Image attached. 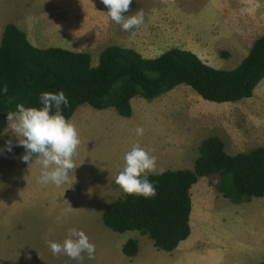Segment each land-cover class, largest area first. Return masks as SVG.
Returning a JSON list of instances; mask_svg holds the SVG:
<instances>
[{"label":"rangeland","instance_id":"374dc122","mask_svg":"<svg viewBox=\"0 0 264 264\" xmlns=\"http://www.w3.org/2000/svg\"><path fill=\"white\" fill-rule=\"evenodd\" d=\"M138 10L144 13L143 26L126 32L111 21L101 0H0V39L5 25L13 23L24 30L33 45L85 51L90 53L92 64L98 62L102 49L117 44L133 48L144 57L157 56L171 47L188 49L204 62L228 69L237 65L254 39L264 33V0H133L124 15ZM136 98L140 99L134 101L133 116L128 121L132 126L121 127L117 118L104 119L105 114L95 116L110 108L99 110L88 104L82 105L70 119L79 129L81 140L74 157L82 167L77 166L74 172L76 187L70 183L60 187L41 184V166L35 162L36 157L30 164L22 162L20 157L25 150L21 146L0 155V264H76L65 255H53L48 246L49 241L62 242L70 228L83 230L96 247L95 258L89 260L85 254L84 264H168L165 257L170 256L169 252L154 247L149 237L135 230L112 231L102 220L105 205L124 194L115 181L123 168L125 152L135 143L156 151V145L149 144L153 141L150 133L137 136V127L144 130V124L157 130L163 127L165 130L157 137L161 145L157 147L164 148L178 137L183 143L184 135L178 132L185 128L183 147L194 155L198 154L201 140L210 136H218L230 153L264 146V78L251 97L232 103L206 101L182 84L152 100ZM87 108L95 110L92 115H88ZM7 125L8 121L4 130ZM4 130L0 133V148L9 138L15 145L16 137L11 130ZM187 153L185 166L191 160ZM157 154L162 158L159 151ZM77 174H84L85 182L79 183L82 178ZM216 180V176H206L209 214L204 216L200 228V220L196 221L198 214L201 215L200 206L193 211L191 230L194 236L210 235L216 241L210 246L223 250L229 246L221 240L230 236L227 232L231 230L238 236L252 230L240 212L234 214L231 208L226 209L229 206L222 208L214 203L213 196L219 194ZM90 181L94 189L87 194ZM199 193L196 188L195 206L199 205ZM256 198L264 200V197ZM226 202L237 204L228 199ZM217 203L223 202L217 200ZM214 207L222 208L224 222L219 225L214 224L217 212L213 211H219ZM260 215L258 210L252 211L255 220ZM263 218L264 215L258 222ZM222 223L227 226L223 227ZM246 236L250 235L246 232L241 239ZM129 238L138 241V251L131 257L122 252V244ZM240 243L244 249L246 243ZM195 244L198 246L195 251L188 249L194 251L193 256L203 253L209 245L201 244L199 248ZM209 256L212 258L210 254L203 258ZM228 259H231L229 264L246 261L243 255H229ZM174 264H181L178 257L174 258Z\"/></svg>","mask_w":264,"mask_h":264},{"label":"trees","instance_id":"16d2710c","mask_svg":"<svg viewBox=\"0 0 264 264\" xmlns=\"http://www.w3.org/2000/svg\"><path fill=\"white\" fill-rule=\"evenodd\" d=\"M263 78L264 33L228 69L214 67L188 49L171 47L157 56L144 57L117 44L102 49L98 62L92 64L88 52L59 46L40 48L28 40L24 30L8 23L0 39V87H8L7 95H0V133L9 111H15L17 104L40 106L43 91L65 92L69 104L62 110L67 119L83 104L95 109L113 107L119 115L129 117L130 101L136 96L152 100L182 84L206 101L232 103L251 97ZM199 176H216L217 190L233 203L264 197V146L230 155L218 136L207 137L199 146L193 169L149 174L157 195L146 199L124 192L105 205L104 225L115 232L138 231L157 249L174 250L190 234V190ZM137 251L136 239L122 244L127 256ZM256 264H264V259Z\"/></svg>","mask_w":264,"mask_h":264},{"label":"clouds","instance_id":"9594fccd","mask_svg":"<svg viewBox=\"0 0 264 264\" xmlns=\"http://www.w3.org/2000/svg\"><path fill=\"white\" fill-rule=\"evenodd\" d=\"M101 3L107 6L111 21L119 24L126 32L139 29L145 22L142 10L124 15L133 0H101ZM7 93V85L0 87V95ZM68 104L69 99L63 90L40 93L38 107L17 104L15 111L8 112V125L4 130H11L16 137V143L14 145L11 138L6 140L4 147L0 148V155L5 151L11 153L14 146H21L25 149L20 157L22 162L30 164L35 156V162L41 166V184L51 183L60 187L69 183L70 175L74 176L78 166L74 157L81 140L77 126L63 115L62 106ZM135 133L142 136L144 128L137 127ZM123 160L124 165L116 177V184L129 195L154 198L157 191L155 184L148 178L149 174L163 175L166 171L163 167L158 168L156 156L135 143L125 152ZM48 246L53 255H65L76 264H84L85 254L89 260H93L96 255L95 245L83 230L77 228H70L62 242L49 241Z\"/></svg>","mask_w":264,"mask_h":264},{"label":"crops","instance_id":"0c3cea01","mask_svg":"<svg viewBox=\"0 0 264 264\" xmlns=\"http://www.w3.org/2000/svg\"><path fill=\"white\" fill-rule=\"evenodd\" d=\"M76 23H77V21H75V24ZM63 48H67V47H63ZM136 97H133L130 101L132 113L129 117H124L121 115L117 116V114H115V111L113 110V107H109L110 109L108 112L99 113L98 115H95V116H103V114H105V117H103L104 119L113 120V119L117 118L118 119L117 121L120 122L121 127L132 126V125L128 124V121L131 120V118L133 116L132 114H133V110H134L133 109L134 101L136 99H140V98H136ZM241 100H243V99H241ZM141 101H143V100L141 99ZM83 106H84V104H83ZM81 107H82V105L79 106L76 109V111H78ZM87 107H90V106H87ZM99 110H101V109H99ZM76 111L73 113L72 117L74 116ZM93 111H95V110L94 109L88 110V108H87V112H89L88 115H92ZM72 117L70 119H72ZM144 127H145V130H144L145 135L150 133V136L153 139V141L150 142L149 144L156 145L155 153L151 152V154L156 156L158 168L163 167L164 169H166V171H168V170L193 169L194 161L196 160L197 156L199 155V150L197 151L198 154L194 155L193 153L188 151V148L186 149L183 147V145H185V144H183V143H185V128H182L178 132L179 134L184 135V141H182L183 143L178 141V139H180V137H178V139H176L175 142L168 145V148H164V147H157V145H161V142H159L157 140V137L160 136L159 134H161V132H163L165 129L163 127H159L161 129L157 130L158 128L154 129L153 127H147L146 124H144ZM170 132H173V131L171 130ZM203 140H201V141H203ZM199 144L196 147H198ZM225 150H226V146H225ZM157 151H159L160 156H162V158H160L158 156ZM185 152H188L187 155L189 157H191V160L187 162L189 164L187 166H185V160H186ZM237 152H240V151H236L233 153H230L227 151V153H229L230 155L235 154ZM75 163L78 165V167H81L80 164H78V162L76 160H75ZM77 170H78V168L76 167L74 172H76ZM76 176L79 178H82L81 181H79V183L85 182L84 174H77ZM72 181H74V177L72 175H70V182L69 183L71 184ZM205 181H206V176H199L197 178V182L195 184H193L191 187L190 192H191L192 208H191V212H190V221H189V223L191 224L190 226H193V223H192L193 211L197 210V208L199 206H200V214L201 215L198 214V219L196 221L200 220V228L203 226L202 220H203L204 216L207 217L209 214L208 212H209V208H210V203L207 202L205 199L206 198L205 196L207 194V192L205 190H208L207 185H205ZM76 185L73 182V184L71 186L76 187ZM196 188H198L200 190V193L198 196V200H199L198 206L194 205V203H195L194 191ZM93 189H94V184L90 181V183L88 184L87 194H90ZM218 193H219L218 196L217 195L213 196L214 199H212V200H214V203L219 205L218 207H222V208L223 207L226 208V206H229L226 209L231 208L233 210L234 214L237 212H240L243 216V219H244V216H245V218H247V224L250 225L252 232L249 233L248 231H245V232H242L241 235L236 236V233H233V231L230 230L229 232H227V234H230V236L221 238V240H225L226 244L229 246H227V247L225 246L223 248V250L220 248H219V250H217L215 245L210 246V245L215 244V242H216V241L212 240L210 235H207L206 237L202 238L201 237L202 233H200V236L199 235L194 236V235H192V230H191L189 236L184 241H181L180 244L174 250L168 251L170 256H168L167 254H163L165 256L167 255V257H165V260H167L166 262L168 264H174V258H176V257L179 258V260L181 261V264H229V262L231 260V259H228L229 255H233V256L243 255L245 260H246V261H241L242 263L239 262V263H234V264H256V263H258L264 259V218H263L262 222H258L259 218L262 215H264V200L257 199L256 197H252L251 200L248 202L246 201V202L228 205V204H226L227 203L226 200L228 198L225 200V199H223L224 196L221 194V192H218ZM217 200H221L223 203L218 204ZM253 200H259V201L258 202H252ZM218 207L213 208V209L219 210V211H217V210L213 211V212H217L216 219H215L216 222L214 223V224L217 223V225H219L221 221L224 222V218L222 217L223 212L220 211L222 208H218ZM253 210H258L259 212L262 213V215H260V217L256 220L252 216ZM210 224H212V223H210ZM222 226L224 227L227 225L222 223ZM259 228H260V230H259ZM191 229H192V227H191ZM246 232L250 236L249 237L246 236V237H244V239H241L242 236L246 235ZM235 236L238 238H236L234 240ZM196 237H198V238H196ZM228 238H229V240H227ZM145 242H147V241H145ZM240 242L246 243L244 246V249H242ZM195 243L199 244V248L201 247V244L207 243L209 245H207L206 249L202 250V251H204L203 253L200 252V253H198V255L196 254L195 256H193V253L196 250V247L198 248V246H196ZM147 244L150 245L148 242H147ZM189 248L194 249V251L191 250L188 252ZM207 254L212 255V258H211V256H209V258H206V259L203 258V256H205ZM252 258H254L255 260L251 261ZM162 260H163V258H162Z\"/></svg>","mask_w":264,"mask_h":264}]
</instances>
